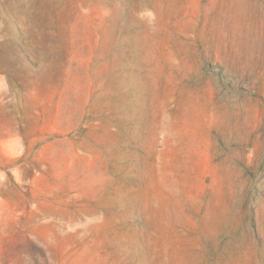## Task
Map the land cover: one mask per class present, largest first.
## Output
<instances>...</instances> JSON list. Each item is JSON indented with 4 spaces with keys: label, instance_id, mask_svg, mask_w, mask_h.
Instances as JSON below:
<instances>
[{
    "label": "rangeland",
    "instance_id": "1",
    "mask_svg": "<svg viewBox=\"0 0 264 264\" xmlns=\"http://www.w3.org/2000/svg\"><path fill=\"white\" fill-rule=\"evenodd\" d=\"M0 264H264V0H0Z\"/></svg>",
    "mask_w": 264,
    "mask_h": 264
}]
</instances>
